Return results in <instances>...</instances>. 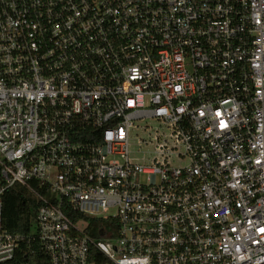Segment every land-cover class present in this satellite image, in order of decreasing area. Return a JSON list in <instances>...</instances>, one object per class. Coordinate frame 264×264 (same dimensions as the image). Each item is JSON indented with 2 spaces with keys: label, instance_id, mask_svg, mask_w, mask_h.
<instances>
[{
  "label": "built area",
  "instance_id": "obj_1",
  "mask_svg": "<svg viewBox=\"0 0 264 264\" xmlns=\"http://www.w3.org/2000/svg\"><path fill=\"white\" fill-rule=\"evenodd\" d=\"M40 256L264 264V0H0V264Z\"/></svg>",
  "mask_w": 264,
  "mask_h": 264
},
{
  "label": "trees",
  "instance_id": "obj_2",
  "mask_svg": "<svg viewBox=\"0 0 264 264\" xmlns=\"http://www.w3.org/2000/svg\"><path fill=\"white\" fill-rule=\"evenodd\" d=\"M35 197L25 186L14 184L2 196V223L10 232H26L33 222ZM97 222L103 219L95 218ZM36 264H48L44 256L38 257Z\"/></svg>",
  "mask_w": 264,
  "mask_h": 264
},
{
  "label": "rangeland",
  "instance_id": "obj_3",
  "mask_svg": "<svg viewBox=\"0 0 264 264\" xmlns=\"http://www.w3.org/2000/svg\"><path fill=\"white\" fill-rule=\"evenodd\" d=\"M147 125V129L144 126ZM155 130L154 122H138L135 128L131 129V148L134 152L132 156L139 159L146 158V160H139L140 162H150L153 155H156L155 140L153 139ZM173 164L177 163V160H171Z\"/></svg>",
  "mask_w": 264,
  "mask_h": 264
}]
</instances>
